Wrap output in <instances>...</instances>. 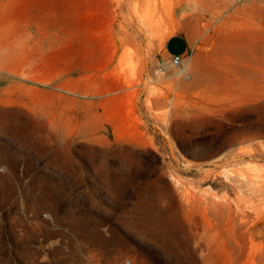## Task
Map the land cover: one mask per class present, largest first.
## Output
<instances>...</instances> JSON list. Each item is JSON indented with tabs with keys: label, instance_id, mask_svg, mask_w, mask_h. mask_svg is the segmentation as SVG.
<instances>
[{
	"label": "rangeland",
	"instance_id": "rangeland-1",
	"mask_svg": "<svg viewBox=\"0 0 264 264\" xmlns=\"http://www.w3.org/2000/svg\"><path fill=\"white\" fill-rule=\"evenodd\" d=\"M134 2L0 0V264H264L263 1Z\"/></svg>",
	"mask_w": 264,
	"mask_h": 264
},
{
	"label": "crops",
	"instance_id": "crops-1",
	"mask_svg": "<svg viewBox=\"0 0 264 264\" xmlns=\"http://www.w3.org/2000/svg\"><path fill=\"white\" fill-rule=\"evenodd\" d=\"M166 41V46L164 50V55L167 58H172L173 56L186 57L190 51V43L187 39L173 35Z\"/></svg>",
	"mask_w": 264,
	"mask_h": 264
},
{
	"label": "bare ground",
	"instance_id": "bare-ground-1",
	"mask_svg": "<svg viewBox=\"0 0 264 264\" xmlns=\"http://www.w3.org/2000/svg\"><path fill=\"white\" fill-rule=\"evenodd\" d=\"M212 1H214L215 3H218L219 1H221V0H212ZM227 0H224V3L226 2ZM254 1L255 0H244V5H243V7L242 8H248V7H253V6H255L256 5V3L254 4ZM258 1V0H257ZM259 1H261V0H259ZM263 2H262V6H264V0H262ZM137 2H136V0H135V2H134V4H133V10L134 11H136V8H137ZM141 6V5H140ZM139 6V7H140ZM260 6V5H259ZM261 7V6H260ZM146 8H148V7H146ZM139 9V8H138ZM136 13V12H135ZM136 25H137V27L140 29V31H142V32H147V31H152L153 30V27H154V22H152V17L150 16H148V17H142V16H138L137 14H136ZM147 33H149V32H147ZM257 49V48H256ZM260 49V48H259ZM249 169V171L250 172H252V173H258V172H260L261 170L260 169H258V168H256V167H251V168H248ZM246 178V177H245Z\"/></svg>",
	"mask_w": 264,
	"mask_h": 264
},
{
	"label": "built area",
	"instance_id": "built-area-1",
	"mask_svg": "<svg viewBox=\"0 0 264 264\" xmlns=\"http://www.w3.org/2000/svg\"><path fill=\"white\" fill-rule=\"evenodd\" d=\"M183 61H184V57L182 56H173L171 58V62L174 66H180Z\"/></svg>",
	"mask_w": 264,
	"mask_h": 264
}]
</instances>
